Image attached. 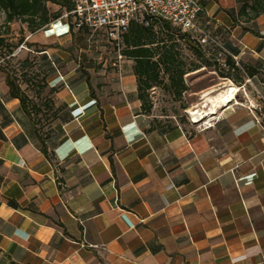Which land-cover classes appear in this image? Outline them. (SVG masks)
Instances as JSON below:
<instances>
[{"label":"crops","instance_id":"0c3cea01","mask_svg":"<svg viewBox=\"0 0 264 264\" xmlns=\"http://www.w3.org/2000/svg\"><path fill=\"white\" fill-rule=\"evenodd\" d=\"M238 1L201 0L203 15L221 28L225 55L255 71L241 81H203V65L185 72L190 104L213 122L200 129L143 112L134 61L67 20L28 33L45 76L36 88L55 113L44 100L26 110L0 71V264L264 260V144L252 110L264 96V9L241 18ZM218 84L233 96L210 111Z\"/></svg>","mask_w":264,"mask_h":264},{"label":"trees","instance_id":"16d2710c","mask_svg":"<svg viewBox=\"0 0 264 264\" xmlns=\"http://www.w3.org/2000/svg\"><path fill=\"white\" fill-rule=\"evenodd\" d=\"M47 2L56 3L63 8V10H71L74 6L75 0H0V9L5 13V20L11 21L13 19H20L25 21L30 32L42 28L50 21L58 18L63 13L60 10L49 12L46 6ZM249 0L241 2L238 12L242 14ZM250 7L253 8V13L264 9V0H252ZM148 15V14H147ZM201 21L206 23L207 18L200 13ZM70 30L74 29L72 24H69ZM211 31L218 35L221 28L218 26H210ZM78 31H89L85 29H77ZM179 34L187 41V44L194 49L193 43L199 45L196 34L191 31H182L179 27L174 26L166 19L157 18L148 15L143 19L139 16L130 19L127 29L122 34L121 54L131 58L133 63V73L137 81V95L140 99L141 109L145 113H150L152 108V100L150 96V89L153 85L162 87L169 91L175 99L181 97L183 91L186 90L187 85L184 80L186 71L199 67L201 65H211L212 63L207 58L204 64H195L190 68H185L184 62L179 56V52L175 50L174 39L175 35ZM92 36V35H91ZM110 42V41H109ZM111 43V42H110ZM200 46V45H199ZM194 53L202 57L204 53L199 50H193ZM217 50L214 48L210 51V57H215ZM230 68L227 66V72H224L216 63H213V68L218 71L220 76H227L229 69L235 71V75H231L234 81H241L242 76L238 75L240 66L235 64L230 55L225 56ZM28 60L25 59L22 65L27 66ZM249 75H253L254 69L242 64ZM0 71L4 75L5 83L8 86L9 95L18 97L21 105L32 112L37 113L39 106L37 101L34 102L28 93V85L24 88L20 84L22 82L16 77L15 73H11L2 63H0ZM166 76V78H164ZM44 79V78H43ZM43 81L40 87H43ZM27 88V89H26ZM40 90V89H38ZM50 109L49 99L42 102ZM55 110L52 112V115ZM43 143V142H42ZM45 149V147H43Z\"/></svg>","mask_w":264,"mask_h":264},{"label":"rangeland","instance_id":"374dc122","mask_svg":"<svg viewBox=\"0 0 264 264\" xmlns=\"http://www.w3.org/2000/svg\"><path fill=\"white\" fill-rule=\"evenodd\" d=\"M242 1L243 0L238 1L239 7ZM250 2H252V0H249L245 11L239 15L241 18L248 17V14L253 13V8L250 7ZM46 6L49 12H54L57 10L64 12L63 8H60V6L56 3L47 2ZM146 16L148 15L143 13L139 16V19H143V17L145 18ZM61 20H66V18L62 17ZM210 26L212 25H206V27H209V29L211 30ZM29 32L30 31L25 21H22L20 19L6 21L5 13L0 9V63H2L12 74L15 73L16 77L22 82L24 86L28 85V93L31 95V98L34 102H42L43 100L45 101L50 98L48 92H43V89L40 91L36 88L41 86L42 82L45 80L43 79L45 78V76H41L40 72H38L33 67L34 63L32 62L34 56L30 57V54L33 53L30 51V49L35 50L38 49V47L37 45L29 46V43L27 41V35ZM83 32L85 33V36L89 34L86 31ZM96 38V34H93L92 36H90L89 34V42H91V44H95L96 47L105 50H115V47L109 41L96 42L94 41V39L96 40ZM219 38H222V36H220ZM173 41L175 44V50L179 52V56L184 62L185 68H190L195 64H204V60L207 58L210 60V62L212 63L211 65H203L205 67V69H203L201 73V75L203 76V81H213L214 79L218 78L217 76H220L218 74V71L213 68V63H216L221 69L224 70V72H227V66L228 68H230L227 61L225 60V54L210 57V51H213V47L209 44H199V46L196 42L197 44L193 43L194 49H191L192 47H190L187 44V41L183 39V37L179 34L175 35V39ZM195 49L199 50L200 53H204V55H202V57L197 56L193 51ZM25 59H27L29 62L27 66L22 65V62ZM245 71V67L241 66L238 75L245 77ZM231 75H235V71L229 69L227 76L230 79H232ZM164 78H166V76H164ZM155 88L156 89H153V91L151 90L152 88L150 89V96L152 100L151 112L157 116V123H161L165 126L179 123L189 129L205 128L213 123L212 120H209L207 117H202V115H198V120H194L192 118L194 114L201 113L202 109H200V107H202V105H200V102H197L195 105L190 104V97L186 93V91H183L180 98L175 99L169 91L163 89L162 87L155 85ZM221 89L227 88L226 86L218 84L217 86L213 85L209 90L211 94H214ZM227 91L229 92V90ZM33 94L36 95L32 96ZM44 110L46 114H52L53 112V110L48 109L47 106L44 107ZM48 123L49 121L46 120L40 121V125L42 128H45Z\"/></svg>","mask_w":264,"mask_h":264},{"label":"built area","instance_id":"2783aa9c","mask_svg":"<svg viewBox=\"0 0 264 264\" xmlns=\"http://www.w3.org/2000/svg\"><path fill=\"white\" fill-rule=\"evenodd\" d=\"M203 9L201 0H75L73 8L65 10L58 18L65 17L74 29H85L90 35L101 34L113 44L118 57L122 56V34L130 19L143 13L166 19L182 31L194 32L200 45H211L217 50L218 56L225 54L222 40L201 21ZM230 56L237 64L236 56ZM252 110L261 126L264 144V96L259 92ZM251 264H264V260Z\"/></svg>","mask_w":264,"mask_h":264},{"label":"bare ground","instance_id":"6f19581e","mask_svg":"<svg viewBox=\"0 0 264 264\" xmlns=\"http://www.w3.org/2000/svg\"><path fill=\"white\" fill-rule=\"evenodd\" d=\"M233 90H235V89H233ZM231 96H233V94L231 92H217V93L213 94L211 96V101L213 102V104H212V106L209 107V110L210 111L213 110L215 108L217 102L227 101V100H229V98H231ZM193 113H194V111H193ZM192 118L194 120H198V115L194 114Z\"/></svg>","mask_w":264,"mask_h":264}]
</instances>
